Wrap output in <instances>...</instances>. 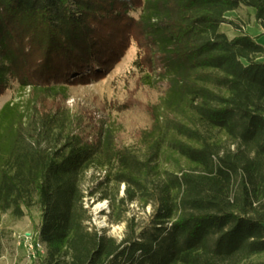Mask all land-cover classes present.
I'll use <instances>...</instances> for the list:
<instances>
[{"label": "trees", "instance_id": "obj_1", "mask_svg": "<svg viewBox=\"0 0 264 264\" xmlns=\"http://www.w3.org/2000/svg\"><path fill=\"white\" fill-rule=\"evenodd\" d=\"M241 7L264 32V0H0V96L30 91L0 109V257L2 216L37 207L40 264H264V46L227 17ZM133 45L140 84L163 96L128 146L109 117L61 102ZM93 169L117 188L101 196L121 241L88 223ZM136 202L152 207L141 227Z\"/></svg>", "mask_w": 264, "mask_h": 264}, {"label": "rangeland", "instance_id": "obj_2", "mask_svg": "<svg viewBox=\"0 0 264 264\" xmlns=\"http://www.w3.org/2000/svg\"><path fill=\"white\" fill-rule=\"evenodd\" d=\"M255 14V9L241 7L237 11L228 13L227 17L239 24H243L244 21L246 23L244 32L257 38L258 43L264 46V32L257 23ZM221 30L230 39L241 35V32L227 24H223ZM137 59L138 49L133 45L102 80L86 85L70 86L67 100L61 102H64L63 107H68L71 113L80 117L84 123H89L91 120L94 123L97 119L109 117L110 123L118 129L119 141L134 146L138 133L152 125L153 108L159 106L163 96L162 86L148 88L140 84L141 74L136 66ZM29 95V90L22 91L17 83H13L11 88L0 96V109L8 102L22 103V107H26ZM55 105L50 102L42 107L53 108ZM104 176L105 173L95 169L88 172L83 183L86 196L97 187L98 183L106 182L103 180ZM102 187L100 189L99 186L96 197L85 198V208L89 210L90 217L88 223L99 230H105L107 235L121 241L126 233V223L111 222L110 200L101 196L105 190L113 195L117 188L107 183L102 184ZM126 189L125 184L119 186L120 198L124 196ZM151 213V205L143 207L140 202H136L130 205L127 218L135 217L141 227ZM39 220L40 213L37 207L26 211L21 219H16L11 212L2 216L4 239L0 264H40V258L46 254V249L44 245H35L36 226Z\"/></svg>", "mask_w": 264, "mask_h": 264}, {"label": "built area", "instance_id": "obj_3", "mask_svg": "<svg viewBox=\"0 0 264 264\" xmlns=\"http://www.w3.org/2000/svg\"><path fill=\"white\" fill-rule=\"evenodd\" d=\"M33 248V247H32Z\"/></svg>", "mask_w": 264, "mask_h": 264}]
</instances>
